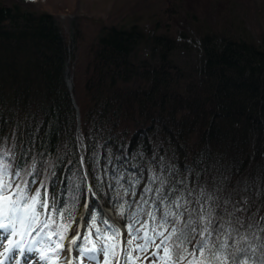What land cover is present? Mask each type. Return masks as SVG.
I'll use <instances>...</instances> for the list:
<instances>
[{
    "label": "trees",
    "instance_id": "16d2710c",
    "mask_svg": "<svg viewBox=\"0 0 264 264\" xmlns=\"http://www.w3.org/2000/svg\"><path fill=\"white\" fill-rule=\"evenodd\" d=\"M183 48L195 53L186 72L173 60ZM0 149L22 173L35 164L33 191L47 177L66 207L79 184L69 237L85 202L123 226L113 207L123 203L111 180L116 169L154 171L194 196L213 195L219 211L242 222L234 225L247 237L241 257L264 264V43L214 33L175 40L135 24L0 5ZM80 149L87 181L77 179L85 174ZM105 168L92 197L87 189Z\"/></svg>",
    "mask_w": 264,
    "mask_h": 264
},
{
    "label": "snow or ice",
    "instance_id": "6c2138e0",
    "mask_svg": "<svg viewBox=\"0 0 264 264\" xmlns=\"http://www.w3.org/2000/svg\"><path fill=\"white\" fill-rule=\"evenodd\" d=\"M9 154L0 149V230L8 233L0 243L3 249L0 264L6 261L21 264L25 252L34 250L25 248L21 241L33 234L32 243L42 245L35 251L44 264H84L85 261L88 264H137L138 261L141 264L144 261L147 264H248L247 259L241 257L247 250L240 246L247 237L234 226H242L239 217L226 209L219 211L213 195L201 190L194 196L192 190H181L154 171L137 176L116 169L111 180L116 186V198L123 203L113 207L124 221L123 226L112 223L96 207L85 202L87 219L81 216L80 225L85 228V234L81 235L78 226L69 239L68 234L76 222L73 210L81 195L79 184L71 195V206L66 207L68 201L49 193L47 177L33 191L32 186L39 176L35 164L22 173L19 166L13 169L6 162ZM84 165L82 157L80 166ZM107 175L105 168L103 177L95 176L98 183L90 184L87 189L92 197L96 195L93 188L102 187ZM77 179L87 181L89 173L85 171L84 176ZM176 183L183 184V181ZM107 186L114 188L112 182ZM16 237L20 239H14ZM65 240H68V255H62ZM14 250L15 256L12 255ZM74 250L77 255L69 258Z\"/></svg>",
    "mask_w": 264,
    "mask_h": 264
},
{
    "label": "rangeland",
    "instance_id": "374dc122",
    "mask_svg": "<svg viewBox=\"0 0 264 264\" xmlns=\"http://www.w3.org/2000/svg\"><path fill=\"white\" fill-rule=\"evenodd\" d=\"M0 5L33 12L46 11L65 18L79 14L122 27L135 24L143 32L152 30L154 34L175 40L179 39L180 33L193 41L214 33L253 45L264 43V0H0ZM184 50L179 49L180 53L173 60L186 72L194 67L195 53L193 50L183 53ZM81 213L77 214L80 218ZM7 236L8 233L0 230V243ZM32 241L31 237L21 241L25 248L34 249L25 252L21 264H44L35 251L42 245ZM12 255H16L15 250ZM62 255H68L67 244ZM5 264L13 262L6 261Z\"/></svg>",
    "mask_w": 264,
    "mask_h": 264
},
{
    "label": "water",
    "instance_id": "95a60500",
    "mask_svg": "<svg viewBox=\"0 0 264 264\" xmlns=\"http://www.w3.org/2000/svg\"><path fill=\"white\" fill-rule=\"evenodd\" d=\"M68 65H67V63L65 62V82H66V85H67V88L70 90V88H71V82H70V79L68 78ZM77 119H78V116H77ZM79 141H80V143H79V146H82L83 145V141H82V138L79 136ZM79 153H80V160H81V158L83 157V152H82V149H80L79 150ZM83 169L85 170V167H83ZM86 171V170H85ZM103 210L111 217V218H113V214H112V212H111V210L109 209V208H107V207H104L103 208ZM80 225H82V222H81V224ZM117 225L118 226H122L121 224H118L117 223ZM82 229H83V226H80L79 227V230H80V232L82 231ZM74 235V234H73ZM71 238V237H70ZM69 238V239H70ZM74 253V251L69 255V258H71V255Z\"/></svg>",
    "mask_w": 264,
    "mask_h": 264
},
{
    "label": "bare ground",
    "instance_id": "6f19581e",
    "mask_svg": "<svg viewBox=\"0 0 264 264\" xmlns=\"http://www.w3.org/2000/svg\"><path fill=\"white\" fill-rule=\"evenodd\" d=\"M235 40V39H234Z\"/></svg>",
    "mask_w": 264,
    "mask_h": 264
}]
</instances>
